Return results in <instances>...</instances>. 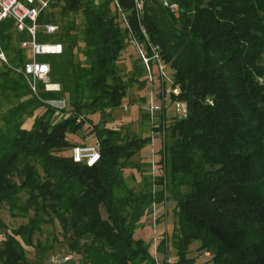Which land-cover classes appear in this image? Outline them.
<instances>
[{"label":"trees","instance_id":"trees-1","mask_svg":"<svg viewBox=\"0 0 264 264\" xmlns=\"http://www.w3.org/2000/svg\"><path fill=\"white\" fill-rule=\"evenodd\" d=\"M142 1L138 16L135 0H117L128 28L113 0H54L38 23L59 30L41 29L36 39L62 43L63 52L45 60L49 81L61 88L45 91L39 81L38 97L11 68L27 60L20 44L30 36L12 19L0 21L7 59L0 61V94L15 100L1 116L0 206L27 217L7 232L0 214V264H31L25 246H33L41 262L50 246L34 244V235L54 221L81 264H156L153 239L135 231L153 203L167 198L175 202L170 242L176 260L164 264H195L188 256L193 241L210 252L212 264H264V0H170L176 11L160 0ZM76 15L80 29L70 18ZM132 41L149 58L156 51L160 59L149 60L151 75L154 61L167 65L168 87L179 89L168 97L187 106L184 116L153 126L163 131L157 152L164 171L139 192L123 171L137 166L133 156L151 136H125L88 117L121 106L138 81L144 66L124 77L118 64ZM50 98H65L68 107L59 111L42 101ZM38 108L44 112L23 127ZM57 112L64 115L54 119ZM85 125L100 150L91 166L74 162L68 149L70 133ZM164 245L161 238L159 251Z\"/></svg>","mask_w":264,"mask_h":264},{"label":"rangeland","instance_id":"rangeland-1","mask_svg":"<svg viewBox=\"0 0 264 264\" xmlns=\"http://www.w3.org/2000/svg\"><path fill=\"white\" fill-rule=\"evenodd\" d=\"M70 18L75 19L78 28L80 29L81 17L76 15ZM126 49L127 50L118 64L122 75L124 77H130L133 75L136 66L143 68V66L145 67V64L140 57L135 42L132 41L130 46ZM154 49L157 50V47H154ZM47 58L48 55L39 56V60L42 61H45ZM79 58L81 59L83 57L79 55ZM138 58H141V60ZM155 59H160L158 54ZM154 62L156 64L154 66V73H152L153 87L151 90H153L154 93L153 98L155 104L162 107V112H155L156 117L152 125L148 116V96L151 81L149 80L146 67L144 68L145 70L142 69V74L137 77L138 81H135L128 86L127 94L123 99L121 106L110 111H105V113L103 112L102 116L99 113H94L88 116L93 123L101 122V124H105L108 127L120 129L125 136L133 134L151 136V130L153 131V144H148L144 149L133 156L132 162L133 164H137V166L135 168L126 167L123 171L126 184L135 192L146 189L147 183L148 181H151L153 174H155L156 179L158 175L163 174L164 169L158 161L160 159V154L157 152L163 140V131L155 130L153 126H158L160 123L168 125L173 120L175 115L174 103L170 101L168 96L164 97L163 91L161 90L164 80H167L168 82L166 84V88L170 85L172 71L167 67V65L165 66L159 61ZM140 81L145 82L143 86L139 83ZM14 102L15 100H13V98L9 101L4 99V97L0 94V125L2 124V114ZM43 112L44 108H38L35 110L32 117L30 116L25 118L23 127L30 128L33 123L34 116L40 115ZM63 115L64 114L62 112H57L54 119H59ZM68 137L71 141V145L68 149L78 143L89 145L96 143L94 136L88 132L86 125L77 133H70ZM153 159L156 160L154 166L152 164ZM156 188L159 189L160 185H156ZM22 194V197L26 196L25 193ZM0 214L6 224L7 232H10L19 225L27 222V217L10 213L6 204H2L0 206ZM156 214V228H153L150 214L148 218L144 219L143 227H140L135 231V235L140 236L147 241H152L153 237L156 236L157 245H159L160 239L163 238L165 241V245L162 248L163 252L159 251L157 247L156 254H153L154 257L156 256V258H154L155 262L164 264L166 260L167 262L173 263L176 260V252L170 240L176 226L175 202L167 198L162 203L156 204ZM2 238H4V233L0 235V239ZM37 242H39L41 246H50V249L44 253L42 261L37 262L39 259L38 257H40L41 254L36 251L33 246H25L27 258L31 264H81L80 256L72 252L67 246V241L65 240L61 227L57 221H54V223L41 224V230L36 232L34 235V244ZM152 252L154 251L152 250ZM188 256L194 258L195 264H212L211 257L209 255H205L201 250H199L198 241H193L190 244Z\"/></svg>","mask_w":264,"mask_h":264},{"label":"built area","instance_id":"built-area-1","mask_svg":"<svg viewBox=\"0 0 264 264\" xmlns=\"http://www.w3.org/2000/svg\"><path fill=\"white\" fill-rule=\"evenodd\" d=\"M54 0H0V21L10 18L13 20V24L16 30L26 31L29 34V39L21 42L20 46L27 53V60L23 63L22 66H11V68L20 73L26 84L28 85L31 94L38 97L39 90V81H42L45 91H59V83H53L49 81L50 73V64L46 61L39 60V56L44 55H55L61 54L63 52V45L60 42L53 41H42L39 42L36 39L37 33L39 30L46 34H54L59 30V27L55 23H46L39 24L38 18L39 15L48 10L50 4ZM115 6L120 10L117 0H113ZM162 5L167 7L171 11L178 10V4L170 0H160ZM136 12L138 16L143 13V1L135 0ZM121 12V10H120ZM125 25L129 28V25L124 17V14L121 12ZM140 57L142 58L149 80L152 81V75L150 73L149 60L157 58V53L154 52L152 57H147L141 47L135 42ZM0 61L7 63L6 56L3 50L0 48ZM162 73V72H161ZM171 93L177 95L179 89L168 87L164 90L165 95H170ZM153 91L149 92V101H148V116L151 125L154 123L155 112L159 111L161 107L155 104L153 98ZM48 106L56 109L63 110L67 107V101L65 98H50L42 100ZM174 112L175 116L182 117L187 112L186 103L183 101L174 102ZM154 142L153 131L151 130V144ZM70 156L72 160L76 163H84L88 166H91L99 161L100 159V150L99 144L96 142L93 145L89 144H77L73 145L70 150ZM157 214H156V203H153L151 210V223L153 228H156ZM155 232V231H154ZM156 236L153 237V254H156L157 251ZM205 255L210 256V252H205ZM156 258V256L154 257ZM157 261V260H156ZM156 264H159L156 262Z\"/></svg>","mask_w":264,"mask_h":264}]
</instances>
